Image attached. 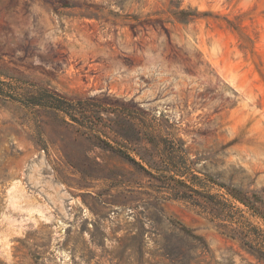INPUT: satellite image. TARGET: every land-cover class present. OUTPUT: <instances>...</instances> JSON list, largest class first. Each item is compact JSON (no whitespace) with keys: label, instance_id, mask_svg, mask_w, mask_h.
<instances>
[{"label":"rangeland","instance_id":"374dc122","mask_svg":"<svg viewBox=\"0 0 264 264\" xmlns=\"http://www.w3.org/2000/svg\"><path fill=\"white\" fill-rule=\"evenodd\" d=\"M228 187L264 201V0H0V264H264L191 202L264 244Z\"/></svg>","mask_w":264,"mask_h":264},{"label":"trees","instance_id":"16d2710c","mask_svg":"<svg viewBox=\"0 0 264 264\" xmlns=\"http://www.w3.org/2000/svg\"><path fill=\"white\" fill-rule=\"evenodd\" d=\"M49 91V89H46ZM51 101H34L32 100V104H40L41 106L50 107L53 109H59L66 112L71 111L70 116L76 121H78L77 107L80 110H86L85 106L81 104L78 106H72L68 104L66 100L62 98H55L51 95ZM69 110V111H68ZM125 154V153H124ZM128 156V155H126ZM131 160L139 164L144 168L142 164L135 161L132 157L128 156ZM149 167L159 170V171H168L167 168H159L156 167L157 164L155 161L151 159L144 158L143 159ZM227 193L236 201L244 204L253 215L261 217L264 220V201L258 197V195L253 192L251 195L248 191H242L241 189L228 187ZM177 198L185 199L184 195H180ZM192 204L200 207L203 211L209 216V219L214 225L225 235L229 236L232 239H238L251 248L252 253L255 254L258 258L264 260V244L261 242V239H248V233H246L243 229L242 221L238 219V210L236 206L229 201L224 195L220 194H210L206 197L204 201H200L199 199H192ZM258 240V241H257Z\"/></svg>","mask_w":264,"mask_h":264}]
</instances>
